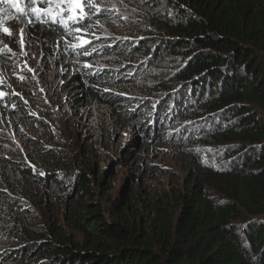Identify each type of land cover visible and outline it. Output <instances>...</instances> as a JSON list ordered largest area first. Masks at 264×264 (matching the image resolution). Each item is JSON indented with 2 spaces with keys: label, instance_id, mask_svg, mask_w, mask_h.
Here are the masks:
<instances>
[{
  "label": "trees",
  "instance_id": "trees-1",
  "mask_svg": "<svg viewBox=\"0 0 264 264\" xmlns=\"http://www.w3.org/2000/svg\"><path fill=\"white\" fill-rule=\"evenodd\" d=\"M119 1L130 7L124 16L93 8L88 21L92 41L102 21L114 20L116 40L100 34L103 46L93 57L67 48L82 65L99 55L128 60L66 72L70 103L89 113L81 129L94 134L77 137L79 163L70 166L37 142L29 154L1 161L0 264H264V0ZM0 9L4 25L31 16L10 5ZM42 20L31 25L50 44L45 53L62 38L75 40L71 22ZM107 80L130 93L96 87ZM99 108L103 124L95 119ZM185 109L194 113L187 136L218 147H194L180 188L152 187L145 181L150 171L137 164L131 175L141 190L113 195L114 166L137 163L141 144L119 146L112 165L101 164V146L108 145L99 135L112 141L116 129L144 127L141 117L153 115L144 130L150 146L148 130L153 136L156 124ZM202 156L218 161L208 165Z\"/></svg>",
  "mask_w": 264,
  "mask_h": 264
},
{
  "label": "rangeland",
  "instance_id": "rangeland-1",
  "mask_svg": "<svg viewBox=\"0 0 264 264\" xmlns=\"http://www.w3.org/2000/svg\"><path fill=\"white\" fill-rule=\"evenodd\" d=\"M98 6L102 10L115 11L117 15L121 14L120 16H124L121 12L130 8L126 2L119 0H101ZM120 9L123 11H119ZM94 11H96L95 8ZM114 24V20L106 19L95 29L97 33L92 35V43L87 46V49L92 53L90 57H93L103 46L102 43H99L100 34H105L112 40H116V36L120 33ZM4 26L11 29L12 35L9 36L2 32L0 38V92L5 94L0 97V101L4 98L9 100L5 103L0 102V179L3 172L2 159L8 157L14 160L13 154L15 153L29 154L36 142L44 146V150L50 151L52 155L58 154L60 160L70 166L78 164L80 148L77 137L85 135L92 140L94 134L82 131L81 127L85 126V117H88L89 113L70 103L71 95L65 84L68 81L66 72L70 71L72 67H84V65L77 57L71 60V56L67 53L68 47L63 39L60 42H53L51 48L46 49L45 53L46 46H50V44L44 40L38 27L13 16ZM21 28L25 29L23 49L20 43ZM67 42L70 44L76 41L67 40ZM58 43L59 47H57ZM5 45L11 51L5 49ZM23 52H26L27 55H24ZM116 56L115 54L99 55L88 65L91 68H114L116 61L128 62L125 58ZM25 62L28 67L33 69V72H28L24 68ZM19 76H23L25 79L21 81L18 79ZM108 80L102 85L96 84V87L99 86L98 88L104 91L107 89L108 92L130 93L129 89H124ZM15 104L19 107L15 108ZM12 109H15L19 115L11 117L9 111ZM95 111V119L99 124H103V120L107 121L103 108L95 109ZM147 111L148 109H146ZM23 116L24 120L28 118L30 121L34 120L29 118H36L32 127L21 122L20 117ZM193 116V111L185 109L178 119L174 121L172 119L166 125L161 123L158 126L156 124V132L153 136H150L152 130H148V136L152 139L150 146L145 142L144 130L145 127L152 125L153 115L141 117L139 121L144 124V127L131 124V126L122 128L120 132L116 129V134L111 137L112 141H109L105 134L99 135L102 143L108 145L107 149L101 146L104 151L101 158L105 162L101 164L112 165L109 160L117 158V147H123L128 142L134 143L138 147L141 144L140 160L137 163L134 162L129 168L114 166V176L111 180L112 194L121 195L128 192L136 196L142 188H139L138 182L134 183V177L131 175L137 164L144 169V172L150 171V175L145 174V181L152 187L159 189L169 186L180 188L186 175L187 157H190L194 147L196 145L203 146V149L212 151L218 147L216 142L213 143L203 138L199 141H192L187 136V132L193 124ZM39 119L43 121V124L37 122ZM156 119L158 120V118ZM42 127L43 131H41ZM216 157L206 156L205 158H209V160H205V163L209 165L214 160L217 162ZM205 158L202 156L203 160ZM221 162L222 160H219V164ZM43 170L40 167L39 172L42 173ZM66 184L68 183L66 182Z\"/></svg>",
  "mask_w": 264,
  "mask_h": 264
},
{
  "label": "snow or ice",
  "instance_id": "snow-or-ice-1",
  "mask_svg": "<svg viewBox=\"0 0 264 264\" xmlns=\"http://www.w3.org/2000/svg\"><path fill=\"white\" fill-rule=\"evenodd\" d=\"M25 0H0V4L10 5L13 9H15L18 13L23 15H27L29 12L31 16H28L27 23L31 24L35 21L44 22L42 18H47L52 23H60L63 25H67L68 22H71L73 25L72 30L68 33V35H74L75 43H68L65 38H62L65 42L66 47L71 48L73 51L77 49H82L83 55H90L91 53L88 51L87 46L92 43L89 36V29L91 25L88 21L91 19L92 12L91 9L95 8L96 14H102V9L97 5L96 0H32L33 6L30 8H23L21 4L24 3ZM41 3H45L46 7H40ZM5 11V9H0V12ZM34 18V20H33ZM0 31L11 36L12 31L9 27L4 26L3 19H0ZM25 29H20V43L23 49V45L25 43L24 40ZM59 47V43L57 44ZM5 49L11 51L7 45H5ZM95 51V49H93ZM24 55H27L26 52H23ZM84 67H90V65L85 64ZM24 68L28 72H33V69L27 66L25 62ZM19 80L23 81L25 78L23 76L18 77ZM107 91V89H105ZM5 95L3 92H0V97ZM19 95V93H16ZM27 103V101H25Z\"/></svg>",
  "mask_w": 264,
  "mask_h": 264
}]
</instances>
